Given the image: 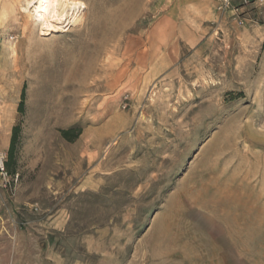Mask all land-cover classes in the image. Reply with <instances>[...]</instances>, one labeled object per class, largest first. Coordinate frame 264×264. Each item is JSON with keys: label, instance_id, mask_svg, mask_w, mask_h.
I'll list each match as a JSON object with an SVG mask.
<instances>
[{"label": "rangeland", "instance_id": "rangeland-1", "mask_svg": "<svg viewBox=\"0 0 264 264\" xmlns=\"http://www.w3.org/2000/svg\"><path fill=\"white\" fill-rule=\"evenodd\" d=\"M26 1L0 0V264H264V1L83 0L51 35Z\"/></svg>", "mask_w": 264, "mask_h": 264}, {"label": "bare ground", "instance_id": "bare-ground-1", "mask_svg": "<svg viewBox=\"0 0 264 264\" xmlns=\"http://www.w3.org/2000/svg\"><path fill=\"white\" fill-rule=\"evenodd\" d=\"M26 2L33 25H38L44 35L69 30L82 18L86 9L83 0H27Z\"/></svg>", "mask_w": 264, "mask_h": 264}, {"label": "trees", "instance_id": "trees-1", "mask_svg": "<svg viewBox=\"0 0 264 264\" xmlns=\"http://www.w3.org/2000/svg\"><path fill=\"white\" fill-rule=\"evenodd\" d=\"M20 111L23 112L24 111V104L23 102L21 103V106H20ZM79 133H76V131L74 129H69V130H63L62 131V136L69 140V141H73L75 140L77 137H78ZM17 137H18V127H15L14 129V134H13V138H12V142H11V148H10V159H12L13 157V152H14V149H15V142L17 140ZM6 167H7V170L9 172V168H10V162H7L6 163Z\"/></svg>", "mask_w": 264, "mask_h": 264}, {"label": "built area", "instance_id": "built-area-1", "mask_svg": "<svg viewBox=\"0 0 264 264\" xmlns=\"http://www.w3.org/2000/svg\"><path fill=\"white\" fill-rule=\"evenodd\" d=\"M220 1H221L220 8L226 9V8L232 7L233 9L237 10V7H234L232 5L231 0H220ZM243 3L244 4L249 3V0H244ZM0 177L5 181L6 184L10 181V178H11L5 166V156L1 153H0Z\"/></svg>", "mask_w": 264, "mask_h": 264}]
</instances>
